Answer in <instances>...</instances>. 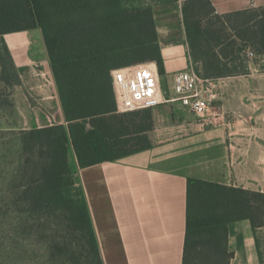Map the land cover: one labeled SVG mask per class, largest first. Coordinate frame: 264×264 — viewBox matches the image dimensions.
<instances>
[{
	"label": "trees",
	"instance_id": "obj_1",
	"mask_svg": "<svg viewBox=\"0 0 264 264\" xmlns=\"http://www.w3.org/2000/svg\"><path fill=\"white\" fill-rule=\"evenodd\" d=\"M177 2L178 0H158ZM137 3V4H136ZM141 4V3H140ZM139 0H0V68L6 86L19 76L2 38L40 30L66 126L21 131V189L14 214L37 223L59 219L84 252L82 264H104L78 169L115 162L152 148L151 110L119 113L115 70L147 62L164 77L152 7ZM183 25L194 73L202 80L249 74L246 48L264 57V7L216 14L210 0H183ZM264 71V66H263ZM182 264H229L228 226L264 228V194L187 180ZM59 261L62 242H50Z\"/></svg>",
	"mask_w": 264,
	"mask_h": 264
},
{
	"label": "crops",
	"instance_id": "obj_2",
	"mask_svg": "<svg viewBox=\"0 0 264 264\" xmlns=\"http://www.w3.org/2000/svg\"><path fill=\"white\" fill-rule=\"evenodd\" d=\"M142 1L152 7L164 78L171 85L175 74L193 71L183 25V0ZM210 2L218 15L264 7V0ZM37 31L38 35L29 30L3 38L12 37L8 48L14 41L21 43L18 50L26 66L48 67L42 34ZM33 34L34 40L27 38ZM262 58L248 63V75L208 80L215 98L207 119L177 102L150 109L153 128L147 133L152 145L149 150L84 169L77 168L71 153L104 264H182L190 178L264 194ZM31 83H27L29 87ZM44 83L40 79L37 83L42 84V91L33 109L14 91L18 115L23 116L20 102L34 116L15 129L66 126L53 79L49 93L43 89ZM174 96L172 92L167 98ZM263 234L264 228L253 230L247 220L231 223L229 264H264Z\"/></svg>",
	"mask_w": 264,
	"mask_h": 264
},
{
	"label": "rangeland",
	"instance_id": "obj_3",
	"mask_svg": "<svg viewBox=\"0 0 264 264\" xmlns=\"http://www.w3.org/2000/svg\"><path fill=\"white\" fill-rule=\"evenodd\" d=\"M140 3L146 4L142 0H139ZM37 32L39 33L40 30ZM31 33L36 32L31 30ZM36 34L27 38L31 37L34 40ZM2 40L8 48L7 43L12 40V37L2 38ZM20 44L19 41H14L8 50H10L19 80L21 79V86H6L0 80V264H82L84 252L81 244L74 239L70 241L68 235L62 230L59 219H51L49 223L43 221L39 224L26 216L14 214L10 205L12 195L21 189L23 181L19 141L22 130H17L15 127H21L22 121L28 122L30 117H34L28 110L38 105L37 99L42 91V84H37L39 79L45 82L43 89H46L48 93L52 79L49 64L48 67L45 65L31 67L29 64L26 66V63L20 59L18 50ZM149 64L151 62L139 65ZM1 71L0 68V79ZM159 81L163 95L165 97L171 95L172 84L169 85L164 77L159 78ZM29 82H33L30 84L31 87L27 84ZM14 91L25 98L22 99L25 105L30 106L29 109L28 106L25 109L20 102L18 103L19 111L23 113L21 117L14 108ZM68 158L73 169L74 160L71 152ZM53 239L55 242H62L65 246L61 261L55 257L56 253L50 248V242Z\"/></svg>",
	"mask_w": 264,
	"mask_h": 264
},
{
	"label": "built area",
	"instance_id": "obj_4",
	"mask_svg": "<svg viewBox=\"0 0 264 264\" xmlns=\"http://www.w3.org/2000/svg\"><path fill=\"white\" fill-rule=\"evenodd\" d=\"M243 57L247 63H250L260 56L252 49L246 48ZM112 78L119 113L147 110L161 104L177 102L194 115L207 119L211 101L215 98L213 84L198 78L192 70L174 75L171 86L175 95L173 98L163 95L160 77L154 63L115 70ZM204 82H208L205 88L202 87Z\"/></svg>",
	"mask_w": 264,
	"mask_h": 264
}]
</instances>
